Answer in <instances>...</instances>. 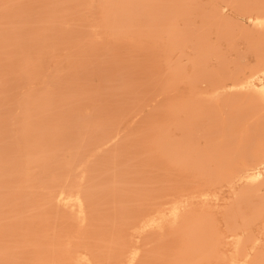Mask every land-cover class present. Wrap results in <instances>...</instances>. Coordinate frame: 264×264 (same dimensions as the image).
Segmentation results:
<instances>
[{"label":"rangeland","instance_id":"rangeland-1","mask_svg":"<svg viewBox=\"0 0 264 264\" xmlns=\"http://www.w3.org/2000/svg\"><path fill=\"white\" fill-rule=\"evenodd\" d=\"M92 1H94V4ZM98 1L99 0H0V23L4 19L3 23H1L3 24V26L1 25L2 27L6 25L4 22L7 23L6 26H9L16 16L21 15L22 17V20L20 21V42L14 47L10 59L2 55L0 60V93L4 92V95L2 94V96H0L4 99V103H1L0 105V143L5 144V146L7 145L6 147L9 154L7 153V150L6 153L9 156H7L9 160L16 157V159H13L15 160L13 163H17V166H14V164L12 165V163H10L12 160L9 161L7 158H3L4 162L1 160L3 166L6 168L3 171H0V173L4 172V175H8L7 183H9L4 184V189L9 193L13 191V182L16 187L14 194L17 193V195H15V198L12 201L14 205L11 202L13 205L10 208L11 211L9 210L13 215V219L15 218L13 224H9V227H7L8 225H4L7 227L4 229L3 224L0 222V233H2L0 234V260L2 259L0 264H54L55 261L57 264H80L76 261V258L92 253V255L97 256L96 259L98 258L99 261L96 262H100V264H117L119 260H122L123 252L120 249L122 248L125 253L126 250L124 249H128L130 239L134 234L131 232V229H129L130 231L126 228V231L120 230V223L113 218H110L112 217L113 212L111 215L106 214L105 216L103 214L98 217V221H100V218L102 221L104 220V223H113L111 221V219H113L115 223V226L114 224H112V226L104 223L103 226L102 222L99 223V226L103 227H100L101 229H104L105 227L104 233L103 230L100 231V228H97L104 236L103 238L101 235L104 241H108L106 242L108 243V247L106 246L105 248H108V252L110 248L109 246H111V244H109V239L112 237H118L120 239L121 237L119 234L122 235L121 239L128 244H122V240L120 239L121 242L117 243L121 244L119 247H116L117 244L112 246L119 248L121 252L119 253V251L115 249L113 251H118V253L116 255H113L112 253L108 256V253L105 252L106 250H102L105 248L99 247L101 244L98 245L103 239L100 241L96 238V234H93V236L91 235L92 229L96 228L94 226L96 223L98 224V222L95 221L94 225V222L92 223L91 221V225L87 226V228L85 227L87 231L85 232V228H82L83 225L80 227L72 210L69 207L64 206L58 200V190L56 189H76L81 183L80 178L82 175L81 171L84 169L83 167L87 166L89 170L93 169V167L92 169L90 168L92 166L90 159L94 158L93 154L97 155L95 158L101 157L102 160L101 164V161L98 159L101 165L98 164L97 166V158L91 160L96 162V167H94L95 170L98 169L97 171L101 172L100 174L99 172L97 173L98 183L95 181L97 185L94 183V189H97V187L99 188V182L101 181L99 175L100 177L101 174L104 175L102 169L105 171L113 170L116 173L138 172L139 176L142 173V176H140L141 182L143 184L145 183L147 185L146 187L151 186L150 188H147V190L145 184L142 186V188L145 187V192L150 190V193L144 192V198L147 203L150 201L153 205L154 203L157 204L156 201L153 202L155 199H159L157 202L159 201L160 203L157 205H164L170 196H176L178 194H175L176 191L179 190V195H181L185 192H190L195 183V186H200L199 190L203 195H200V197L195 200L189 195H186L187 197L183 198L186 202L191 201L192 204L194 203L193 206H195L196 210L202 213V215L200 214V217L204 214L202 219L199 217L200 220L198 218H194L193 220L191 217L196 216L190 214V219L193 221L188 219L190 221L188 231H183L184 234L190 231V234L187 235H191V231L196 230L198 232H196L198 238L193 234V231L192 234L195 235L196 238H192L195 239V241H192L190 237L188 242L191 244L192 242L201 243L200 250L203 249L200 254H197L196 251H194L192 257L188 258L187 264H264V0H125V5L123 7H117L113 3L111 4L114 0H103L101 1L103 2V7L101 8L99 6V9L96 7V5H100V1ZM97 2L98 4L95 5ZM75 6L77 7L75 8ZM87 8H89L90 11L88 14H85L87 13ZM96 8L99 10L98 13L103 12V16L101 15L102 18L96 17L98 15L96 13L98 10L95 12ZM7 11H9V13L11 12L10 19H12H9L8 22L7 18L9 17L7 16H9V14ZM72 13L75 17H77L76 15L80 16L82 14L88 15L89 19L82 23L75 24L74 20H71L74 18ZM98 16H100V14ZM62 18L70 19V24L67 26V29L68 27L72 28L66 30L67 34L63 32V27L60 23ZM125 18L127 19L126 22H124ZM147 19L148 21L144 22ZM99 20L101 22H99ZM103 21H105L104 23L106 24L102 23ZM97 24H100L101 26L102 24L103 26L106 25L107 29L103 31L101 26H96ZM44 25L49 29L48 32H53L51 34L52 40L50 39L42 47H39V32L43 31ZM2 27L0 29H2ZM111 27H117L121 30L126 29V31L122 30L124 35L117 38V40H114L110 30ZM173 32H175L176 35L175 42H173ZM96 33L99 35V38L96 41L97 43L92 40ZM113 41H116L117 43L114 42L113 45ZM104 45L105 48L108 46V51L106 50L107 48L105 49L103 47ZM90 46H94L93 49H91ZM111 46H113L112 49H110ZM80 47L81 50L78 49ZM76 49L80 50V52H76ZM90 49L91 51L96 49L95 52L92 53V56H90L91 54H88ZM114 49L116 53L121 52V54H114ZM105 50L107 52H105ZM111 51L113 54L110 53L111 55H109V52ZM75 53L78 55L80 53V58L77 55V58L80 60L79 63L78 60L75 59ZM116 55L119 58L116 57ZM85 56L88 58H85ZM107 60L108 63L106 64H108V68L102 70L100 66H104L103 64ZM88 61L91 64L88 63ZM106 64L105 66H107ZM35 66L37 67V70H35ZM72 66L75 75L72 74ZM126 67H128V71L126 70L127 72L125 73ZM173 70L178 71V83L169 80L170 73L174 72ZM101 71L102 73H109L108 75L110 77H114L112 79L107 77V79L104 76L106 75L105 73L102 76L104 79L106 78L107 81L110 80L109 82L111 85L106 80H101L103 79L101 78ZM123 72L125 73V76H123ZM119 73L122 74V79L118 81L115 79V75ZM33 75H35L34 78ZM87 77H89L90 80L87 79ZM50 79L52 82L49 81ZM75 80L76 82L79 81V86L81 84L83 87L81 88L83 89L82 92L81 90L78 91L79 96L82 95V101L80 97L74 99L71 95L69 96V99L64 98L65 92L63 88L66 85L80 89L81 86L78 87V84H76L77 86L70 85V82ZM101 81H103L102 83L104 85L106 84L105 86H112L113 89L107 87L109 89L107 90H113L110 91L113 94H110L106 90V87L101 85ZM107 83H109L110 86ZM168 83L170 85L169 88H167ZM47 85L50 89L54 88V95L50 96L49 101L50 108L52 107L51 109L54 111L55 117L59 116L58 111L61 108L67 106V110L69 109L72 113H76L77 109L78 115L77 113L76 115L78 117H80L79 114L82 113L81 119L83 120L89 115L94 114L97 107L98 109L100 108V111L102 108L99 107L100 104L106 103V106L108 102L113 100L108 98H115L116 96L114 95L117 93L119 95L117 96L118 99L115 98L118 101L115 100L116 102L114 103L113 100L112 102L114 104H109L107 107L109 109L107 111L102 104L104 107L103 109L105 110L102 109L103 111H100V115H104L101 116L102 118L99 116V113H97L100 118L98 120L101 122L99 127H103L106 122L107 124H110L109 126L105 125L106 129L102 128L105 130L100 128L98 133L100 132L102 134L103 131L106 132V130H108V135L110 129L107 127H111V130L114 127H120V129L123 130H121L122 132L117 136L119 138L117 139V137L112 136L104 140L106 136V133L104 132L105 136L104 134L102 136L99 133L101 136L100 140L99 134H97L98 138L96 136V138L94 137L90 139L89 142L92 143V150H82L77 157L73 159V164L68 172H71V174L73 173L72 176L75 174V176L72 177L71 174L68 173L69 179L66 182L63 180L52 181L49 175H45L44 173H47L45 172V169L48 165L45 164L44 166L43 163L34 164L30 162L27 150L26 148L24 149L25 142L22 138L20 139V137L15 138V134H18L16 133L18 131H16V128L19 125L18 128L20 129L24 112L29 105L32 104L31 102H33L31 100L27 102L26 99L24 100L23 98L32 93H44L47 89L45 86ZM52 85L55 86L53 87ZM124 85L127 88H125ZM100 86L108 93L103 91V88ZM4 87L8 88L6 89ZM120 92L122 96H124L123 100L122 98H119ZM106 94H108L109 97ZM23 95H25V97H23ZM97 95H100V97H97ZM104 95L108 97L107 99L110 101L107 100L106 102ZM70 99L72 100L70 101ZM0 100L3 102L2 98H0ZM20 100H24V102L20 103ZM66 101L68 102L66 103ZM69 101L71 102V106L68 104ZM78 101L79 104H76ZM63 102L67 105L65 103L62 104ZM91 102H93V104ZM21 104H24V106ZM20 105L23 107V110ZM7 106H9V108ZM14 106H16V108ZM79 106L81 107V109H79L81 112L78 111V108H80ZM164 106H166L165 108L168 109V111L162 108ZM18 108L22 112H18ZM162 109L166 111H164L166 114H162ZM119 110H123V113L120 111L123 115ZM7 112H9V114ZM103 112L107 115L111 114L110 117L116 113L117 117L113 115L114 119H111L114 121L111 120L109 122L108 120L110 119L106 115V121ZM153 112H155V115L152 114ZM19 113H22V116ZM11 115L12 119L10 118ZM18 116L19 119L21 117V120L18 119ZM118 118L120 119V123H118L120 125L117 124V122H119ZM16 122H18V125H16ZM111 122H115V125L112 123L111 126ZM148 125L150 128L147 127ZM152 125L154 127L156 126V129L159 128L157 131L160 132H155V128H151ZM3 127L9 129L7 132L9 131L8 133L10 135L7 132H1ZM138 127L141 129L144 128L142 130L146 133L142 130L141 132L138 130L140 133L138 131L134 132V128L139 129ZM2 133H7L8 136L5 134V136L9 138H7L8 141L5 139L7 143L5 140H2L5 138V136L1 138V135H3ZM121 133H123L124 138H121L123 137ZM151 133L155 137L153 138L155 144H161V147L169 149L170 153L163 155V158L159 155L162 153L164 154V149H159L160 147L157 148L153 146L154 143H152V141L150 142L149 139L151 138ZM143 134L148 135L144 136ZM17 136H19V134ZM131 136L134 137L132 138ZM126 137L127 139H125ZM18 138L24 142V150L21 149L23 142H19L18 140L20 144L22 143L21 145L19 143L13 144V142L17 143ZM121 139L128 140V142L126 141V144L130 146L138 145L140 147V145L144 143L149 148V151H147V147V150H144V148L137 149L140 150L139 152L137 151L138 154L136 153L139 157H136V155L134 156V150L129 151L128 155H131L132 159H143V162H138L136 160L138 164H135L136 161L132 160L137 166H134V164L131 163L132 161L127 163L128 165L126 164L127 166H125L128 171L127 169L125 170V168H121L124 166V162L126 160L128 161L130 158L129 156V158L127 157L126 152H128V150L125 147L122 150V153H126V156L122 154L123 157H126L123 159L125 161L122 160L123 163H120L121 160L119 159V156L122 157V155L116 157L119 161L114 159V161L116 160V163L117 161L119 162L117 163L118 165H116L117 167L119 166L118 168L116 167L117 169H120L119 171H116V168L114 167L116 163L111 160L112 153H110V151L112 152L113 149H110L114 148L118 143L121 144V142H123ZM11 143L13 144V149H11ZM15 145L16 149H18V146L19 148L21 146L18 150V156L20 153L18 159L16 156L17 153H15L17 151H15L16 149L14 150ZM168 149H165L164 151L167 152ZM11 151H15L13 152L15 155L11 153ZM86 152H88V154H86ZM141 152L145 153L143 154ZM146 152L148 155H145L147 154ZM151 152H155V155ZM185 152L190 154L189 159L194 161V170L192 173L190 171L193 168H188V165H185L189 159L187 161H179L178 164L175 161L177 153ZM12 154L14 155L13 157ZM142 154L145 155V157H142ZM82 155L90 156V158L86 156L87 163L85 160H82L85 159L82 158ZM98 155L101 156L99 157ZM91 156L93 157L91 158ZM108 156L110 160L113 161L112 163ZM77 158L79 159V163H77ZM6 159L8 161L5 162ZM106 159L107 161L109 160V166H106ZM88 160L91 166L89 165ZM189 161L187 163L190 164ZM29 162L31 163L30 165H28ZM9 163L12 167L9 166ZM27 165L28 167L32 165V169L31 167L27 168ZM111 165H113V168H109ZM164 165L168 167L167 170ZM167 165H170L171 167ZM199 165H206L207 169L195 177V169ZM175 166L176 168H181H178L179 171L184 170L186 167L188 169V174H182L184 178L180 179L181 172L179 173V171L175 169ZM133 167L135 170H133ZM169 168L171 169L169 170ZM38 169L42 171H39ZM7 170L11 175L6 173L8 172ZM27 170H29L30 175H28V173L26 174ZM97 171H94V173ZM176 171L180 174L179 177L178 174H176ZM41 172L43 173L41 174ZM34 174V179L36 176L37 178H41H36L35 181L33 179ZM40 174L42 176H40ZM23 175L27 176H24L23 178ZM88 175L91 176V173L88 172ZM167 175L170 176V180L167 179ZM1 176L0 179L2 178ZM173 176L175 180L172 179ZM16 177L17 179H15ZM25 177H28V181ZM42 177L44 178L43 181L41 180L43 179ZM46 177L47 180L50 179L51 182L47 181ZM11 178L13 179L12 182H10ZM31 178L34 180L33 182H31ZM115 179H117L116 176ZM176 180L178 183H176ZM180 180L181 182L184 181V184H180L182 188L178 189L177 186H179L178 184L180 183ZM166 181L170 182L166 183ZM107 182L109 183L110 181ZM152 183L154 188L156 187V189H158L159 187L160 189L161 187L164 190L162 191V189H160V193L154 189L155 192ZM48 184L49 187H47ZM167 184H172L174 187L168 188ZM134 185L138 186L135 183ZM132 187L133 184L131 183L126 186V188ZM164 187H167L166 191L169 189L173 191H168L170 192V194L168 193V198ZM37 189H40V192ZM151 189L153 191H151ZM16 190H18V192H16ZM37 191L40 193L37 197L42 194L40 200H43V202H38L40 200L37 201ZM163 192L165 193V196L163 195L165 199H163L164 197L161 195ZM155 193H157V195L160 194L158 198L154 199L151 196H157ZM18 194H22L21 200L18 199L20 197ZM34 195V199H36L35 201L32 200ZM16 196H18V198ZM45 196L50 198L47 199ZM43 197L44 199H42ZM150 197L154 200H149ZM107 198L99 197L97 199L98 201L95 200L96 202L94 203V206L98 208L95 209L91 220H95V217L100 214V207L103 208L107 203L109 209H111V207L112 209L114 208L112 200ZM30 200L34 201L32 203L36 212L33 210V206L31 207V204H27L31 202ZM164 200L166 201L164 202ZM4 203L0 199L1 212L2 209L4 210ZM39 203H43L42 205H44L41 209ZM116 204L119 205L118 203ZM147 205L150 206V203ZM153 207L154 206H150V208ZM24 208L30 209L32 215L22 214ZM143 208L144 210L146 209L145 211H147V208L149 210V207H146V205ZM103 209L105 210V208ZM103 209H101L102 213L104 211ZM109 209L107 211H109ZM1 212L0 214H2ZM38 212L39 214H37ZM102 216L107 217L108 221ZM75 220L78 224H75ZM31 222L35 224L33 225ZM50 222L51 224L48 225ZM39 224H42L43 228L41 225L39 226ZM186 224L187 222L184 226ZM90 226H93L94 228ZM49 227L50 231L48 230ZM37 229H43L42 231L44 232L40 231L43 234L36 231ZM52 229L53 231H56L54 234ZM58 229L60 235L56 237ZM108 229L110 230L108 231ZM184 229L185 228H182V230ZM124 231L130 233V235L127 233V237H130L129 240L126 237L128 240H126L127 242L124 240L126 233H122ZM12 232L14 234H12ZM51 232L52 236H50ZM27 233L33 235L29 238L27 237L29 236ZM48 233L50 234L49 237ZM150 233L148 232L146 235H142V241L144 240L142 242L143 249L145 251L146 249L148 251L151 250V254L154 255L156 253L155 248L163 245L165 242L163 244L162 242L165 241V238L160 236L161 234H159L158 231L153 232L154 236L151 233L153 237ZM1 235H4L5 237H1ZM9 235H13V238H10ZM48 238L50 240H48ZM64 238H66V240ZM161 238H164L163 241ZM64 241H67V245L68 241H70V244L67 246ZM241 242L242 244L239 245ZM133 243H140V239L134 237ZM55 244L58 249L53 247ZM102 244L105 245V242H102ZM123 245L127 247H124ZM37 246L41 251L36 249ZM40 246L41 249L39 248ZM33 251L36 254H34ZM186 254H189L188 251ZM203 257L204 261L202 262ZM167 260L168 261L165 260L166 263L171 262V260L174 259L169 260L168 258Z\"/></svg>","mask_w":264,"mask_h":264},{"label":"bare ground","instance_id":"bare-ground-1","mask_svg":"<svg viewBox=\"0 0 264 264\" xmlns=\"http://www.w3.org/2000/svg\"><path fill=\"white\" fill-rule=\"evenodd\" d=\"M86 1V0H85ZM100 2L101 1H103V0H99ZM98 1V2H99ZM158 1V0H157ZM166 1V0H165ZM22 2V1H21ZM94 1H92V3H93ZM96 2V1H95ZM98 2L97 3H95V5L96 4H98ZM99 2V4L100 5H96V7L98 8L99 6L102 8L103 7V2H101L100 3ZM43 3V2H42ZM91 3V2H90ZM114 4L115 6H117V7H123L124 5H125V0H121V1H117V0H114V2H111V4ZM35 4V3H34ZM70 4V3H69ZM94 4V3H93ZM102 4V5H101ZM110 4V5H111ZM36 5V4H35ZM46 5V4H45ZM59 5V4H58ZM87 5V4H86ZM48 6V5H47ZM4 7V6H3ZM73 7V6H72ZM77 6H75V8H76ZM94 7V6H93ZM95 8V7H94ZM95 9V12H96V10H98V9ZM126 8V7H125ZM17 9V8H16ZM34 10V9H33ZM50 10V9H49ZM92 10H93V8H92ZM121 10V9H120ZM123 10V9H122ZM23 11V10H22ZM86 11H87V13H85V14H88L89 13V11H90V9L89 8H87L86 9ZM102 11H103V9H102ZM114 11H116V10H114ZM8 12V14H9V16H7V17H9V18H7V22L9 21V19H10V13H9V11H7ZM99 12V10L96 12L98 15L100 14V16H96L97 18H99V17H101V15L103 16V12L102 13H98ZM100 12H101V10H100ZM132 12V11H131ZM29 13V12H28ZM74 13V12H73ZM72 13V14H73ZM115 13V12H114ZM120 13V12H119ZM7 14V15H8ZM76 14V13H75ZM85 14H82V15H76L77 17H75V15L73 16L74 18H72L71 20H74V22H75V24L76 23H82V22H84L85 20H88L89 19V16L88 15H85ZM127 14V13H126ZM134 14V13H133ZM64 15V14H63ZM118 15V14H117ZM137 15V14H136ZM119 16V15H118ZM124 16V15H123ZM127 17H128V15H127ZM134 17V16H133ZM102 18V17H101ZM116 18H118V17H116ZM146 19V18H145ZM149 19V18H148ZM148 19L147 20H145L144 22H147L148 21ZM10 20H12V19H10ZM22 20V17H21V15H19V16H16V18L14 19V21L9 25V26H6L7 25V23L6 22H4L6 25L4 26V27H2L3 26V24H1V23H3V21H4V19L1 21V23H0V26L2 27V29H0V60H1V56L2 55H4L5 57H7L8 59H10L11 57H12V53H13V49H14V47L20 42V40H21V30H20V27H21V23H20V21ZM103 20H104V18H103ZM116 20V19H115ZM118 20V19H117ZM121 20V19H120ZM134 20V19H133ZM127 21V19L125 18L124 19V22H126ZM99 22H101L100 20H99ZM105 21H103L102 23H104ZM60 23H61V25H62V27H63V32L64 33H66L67 31L66 30H69V28H72V27H68V29H67V26L70 24V19H64V18H62L61 20H60ZM134 23V22H133ZM72 24V23H71ZM101 24V23H100ZM100 24H97L96 26L98 27V26H101ZM104 24H106V23H104ZM135 24H137V23H135ZM57 26H58V24H57ZM105 26V27H104ZM103 26V24H102V26H101V28L103 29V31L104 30H106L107 28V26L106 25H104ZM128 26V25H127ZM0 27V28H1ZM133 27V26H132ZM59 28V27H58ZM142 28V27H141ZM24 29V28H23ZM129 29V28H128ZM48 28H46V26L44 25L43 26V31L42 32H39V35H40V39H39V47H42L46 42H48L50 39L52 40V38H51V34L53 33V32H48ZM111 33H112V35H113V37H114V40H117V38H120L122 35H124L123 34V31H126V29L124 30V29H119V28H117V27H111ZM71 31V30H70ZM91 31H93V30H91ZM134 31H136V30H134ZM69 32V31H68ZM102 32V31H101ZM93 33V32H92ZM134 33V32H133ZM138 33V32H137ZM60 34H61V32H60ZM67 34V33H66ZM62 35V34H61ZM81 35H82V33H81ZM92 35V34H91ZM173 35H174V41L173 42H175L176 41V35H175V32H173ZM124 37V36H123ZM63 38V37H62ZM80 38V37H79ZM87 38V37H86ZM90 38H92V37H90ZM98 38H99V35L96 33L95 34V37L92 39L93 40V42H95V43H97L96 41L98 40ZM103 40V39H102ZM112 42V41H111ZM114 42L115 43H117L116 41H113V45H114ZM37 43V42H36ZM78 43V42H77ZM76 43V44H77ZM80 43V42H79ZM82 43V42H81ZM25 44V43H24ZM121 44H122V42H121ZM174 44V43H173ZM27 45V44H26ZM52 45V44H51ZM82 45V44H81ZM92 45H93V43H92ZM116 45V44H115ZM165 46V45H164ZM93 47L94 46H90V48L91 49H93ZM104 48H105V45L103 46ZM108 47V46H107ZM106 47V48H107ZM114 47H116V46H114ZM27 48V47H26ZM59 48V47H58ZM57 48V49H58ZM105 48V49H106ZM113 48V46H111L110 47V49H112ZM118 48H119V46H118ZM39 49V48H38ZM40 49H42V48H40ZM78 49H80L81 50V47L80 48H78ZM91 49L89 50V53L88 54H91L90 56H92V53H94L95 52V50L94 51H91ZM123 49V48H122ZM121 49V50H122ZM31 50V49H30ZM47 50V49H46ZM77 50V49H76ZM76 50H74V51H76ZM80 50H77L76 52H80ZM107 51H108V48L106 49ZM105 50V52H107ZM121 50H117V51H121ZM48 51V50H47ZM114 51H115V49H114ZM113 54L112 53V51L111 52H109V55H111V54ZM118 54L120 53L121 54V52H117ZM116 53V51L114 52V54H117ZM76 54V53H75ZM49 55H50V51H49ZM77 55L78 54H76V56H75V59H77L78 60V63H79V59L77 58ZM94 55V54H93ZM88 56V55H87ZM52 57V56H51ZM78 57L80 58V53H79V55H78ZM116 57H118L117 55H116ZM135 57V56H134ZM134 57H133V59H134ZM43 58V57H42ZM85 58H88V57H86L85 56ZM91 58V57H90ZM119 58V57H118ZM117 58V59H118ZM126 59H127V57H126ZM125 59V60H126ZM88 60V59H87ZM7 61V60H6ZM44 61V60H43ZM61 61V60H60ZM105 61V60H104ZM104 61H103V63H104ZM119 61V60H118ZM46 62V61H45ZM102 62V61H101ZM114 62V61H113ZM88 63H90L89 61H88ZM106 63H108V60L103 64L104 66H100V68L103 70V69H105L106 70V68H108V64H106ZM60 64V63H59ZM91 64V63H90ZM89 64V65H90ZM105 64L107 65V66H105ZM43 65H45V64H43ZM62 65V64H61ZM61 65H60V67H61ZM100 65H101V63H100ZM104 67V68H103ZM35 68V70H37V67L35 66L34 67ZM127 68L128 67H126V69H125V73L128 71L127 70ZM100 69V70H101ZM71 70H72V74L73 75H75V72H74V68H73V66H72V68H71ZM127 70V71H126ZM171 71V70H170ZM174 71V70H173ZM98 72V71H97ZM101 73H102V71H101ZM104 73L105 72H103L102 74H101V78H103L102 76L104 75ZM125 73L123 72V76H125ZM91 74V73H90ZM95 74H96V72H95ZM106 75H104L106 78L108 77L109 79H112V78H114L111 74V76L112 77H110L107 73H105ZM79 75V74H78ZM97 75V74H96ZM77 76V75H76ZM170 76H172V77H170ZM170 76H169V80L170 81H176L177 83L179 82V81H177V80H179V78H178V71H174V72H171L170 73ZM35 77V75H33V78ZM51 77V76H50ZM55 77V76H54ZM90 77V76H89ZM89 77H87V79H89L90 80V78ZM101 79V80H106L107 81V79ZM125 78V77H124ZM115 79L116 80H121L122 79V74L121 73H119V74H116L115 75ZM29 80V79H28ZM48 81V80H47ZM49 81H51V79L49 80ZM87 81V80H86ZM105 81V82H106ZM110 81V80H109ZM109 81H107V82H109ZM125 81H126V79H125ZM124 81V82H125ZM132 81V80H131ZM7 82V81H6ZM52 82V81H51ZM50 82V83H51ZM53 82H54V80H53ZM78 82L79 81H77L76 82V80L75 81H72V82H70V85H76V84H78ZM103 81H101V85L103 86V87H106V90L109 88H112V86L111 87H108V86H105L103 83H102ZM16 83V82H15ZM36 83V82H35ZM46 83V82H45ZM88 83H90V82H88ZM87 83V84H88ZM110 83V82H109ZM109 83H107L108 85H109ZM52 84V83H51ZM17 85V84H16ZM15 85V86H16ZM26 85V84H25ZM37 85V84H36ZM110 85H111V83H110ZM109 85V86H110ZM126 85V84H125ZM125 85H124V87H125ZM7 86V85H6ZM14 86V88L16 89V87ZM53 87L55 86V85H52ZM52 86H51V88H52ZM77 86V85H76ZM75 86V87H76ZM80 86H81V84H80ZM79 86V84H78V87H80ZM47 89H46V88ZM44 88L46 89V91L44 92V93H42V94H37V93H32V94H28L26 97H25V95H23V97H25V98H23L24 100L26 99V101L27 102H29V100H31V101H33V102H31L32 104L31 105H29V107L27 108V110H25V112H24V114H23V118H22V122H21V126H20V129L18 128L19 127V125H18V122H16V125H18V129L16 128V131L18 130H20L19 132L17 131H15L16 133H18L19 134V136H17L16 134H15V138H17V137H20V139L22 138L23 139V141L25 142V146H24V142L22 141V140H20L19 138L17 139V143L16 142H13V144L15 143V144H18L19 142H23V145H21L20 143V145L22 146V148H21V146H20V148L21 149H23V146H24V149L26 148V150H27V154H28V157H29V159H30V162H32V163H34V164H40V163H43V165L45 166V164L46 165H48L47 166V168L44 170L45 172H47V173H44L45 175L47 174V175H49V177H51V180L52 181H57V180H63L64 182H66V181H68V179H69V174H71V172L69 173L68 171H69V168L71 167V165L73 164V159L75 158V157H77V155L82 151V150H87V151H91L92 150V148H91V145H92V143L91 142H89L90 141V139H92V138H96V136H97V138H98V135L97 134H99L98 133V131L100 130V128L102 129V128H105L106 126L105 125H107V126H109L110 124L108 123L107 124V116H108V118L110 119V120H108L109 122L111 121V120H113L114 118V116L113 115H115L116 117H117V114L115 113V114H113L112 115V117H110L111 116V114L110 115H107V114H105V112H103L104 114H105V120L106 121H104V122H106L105 123V125L103 126V127H99V125H100V123L101 122H99V120L98 119H100L99 118V116L101 117V116H104V115H100V111L104 108L103 106H105V104H103L102 102H103V98H104V96H103V98H102V102H100V103H102L103 104V106H102V104H100V106L99 107H102L101 108V110L99 111V109H98V107L96 108V111H95V113L94 114H92V115H89L87 118H85V119H81V114L82 113H80L81 111L79 110V109H81V107L80 108H78V107H76V108H78V111H80L79 113V115H80V117H78L77 115H78V112H77V109H76V113H77V115H76V113H72L69 109V111L67 110V106H64V105H62V104H64L65 102H63L61 105L62 106H64L63 108H61L59 111H58V113H59V116L58 117H55V113H54V111L50 108V101H49V98H50V96H53L54 95V88L53 89H50L49 87H48V85L47 86H45ZM101 87V86H100ZM103 87H101V88H103ZM108 87V88H107ZM170 87V85H169V83H168V85H167V88H169ZM4 88H8V87H4ZM43 88V89H44ZM81 88H83L82 86L80 87V89H77V88H74V87H71V86H65L64 88H63V90H64V92H65V94H64V98H70L69 96L71 95L74 99H76V98H78V97H80L81 98V96H79V92L78 91H80L81 90V92L83 91V89H81ZM87 88H88V85H87ZM125 88H127V87H125ZM5 89V90H6ZM92 89H94V88H92ZM91 89V90H92ZM108 89V90H109ZM113 89V88H112ZM18 90V89H17ZM16 90V91H17ZM100 90V89H99ZM103 91H106V90H104V88L102 89ZM107 90V91H108ZM3 91V90H2ZM7 92H9L8 90H6ZM106 91V92H107ZM110 91H113V90H110ZM110 91H108L110 94H113V93H111ZM78 92V93H77ZM99 92V91H98ZM102 92V91H101ZM105 92V93H106ZM107 92V93H108ZM263 92H264V89H263ZM22 93V92H21ZM96 93H97V91H96ZM2 94L4 95V92L2 93H0V96H2ZM83 94H84V92H83ZM91 94V93H90ZM100 94V93H99ZM124 94V93H123ZM171 94V93H170ZM108 97H109V95L108 94H106ZM21 96V95H20ZM114 96H116L115 98H117L118 99V97L117 96H119L118 95V93L116 94V95H114ZM122 94H121V92H120V97L119 98H122V100L124 99L123 97L124 96H122ZM167 96H168V94H167ZM8 97V96H7ZM97 97H100V95L98 96L97 95ZM108 97H106L105 96V100H106V102H107V100L108 99H110V100H114V103L116 102V101H118L117 99H115L114 97L113 98H108ZM0 98H2V100H3V102L0 100V105H1V103L3 104L4 103V99H3V97H0ZM63 98V97H62ZM89 98V97H88ZM108 98V99H107ZM22 99V98H21ZM68 99H65V100H68ZM90 99V98H89ZM24 100H20V103L21 102H24ZM72 99H70V101H71ZM83 100H85V99H83ZM104 100V101H105ZM110 100H108V101H110ZM112 100V101H113ZM116 100V101H115ZM25 101V102H26ZM69 101V103L68 104H70L71 102ZM81 101H82V98H81ZM80 101V102H81ZM92 101V100H91ZM112 101H110V102H108V104L105 106V110L107 111L109 108H107L108 107V105L109 104H111L112 103V105L114 104ZM121 101V100H120ZM12 102V101H11ZM52 102V101H51ZM68 101H66V103H67ZM65 103V104H66ZM76 103V102H75ZM92 104H93V102H91ZM118 103V102H117ZM74 104V103H73ZM76 104H79V101L76 103ZM82 104V103H81ZM80 104V105H81ZM83 104H84V102H83ZM8 105V104H7ZM12 105H13V103H12ZM22 106H24V104H21ZM20 105V106H21ZM25 105H26V103H25ZM52 105V104H51ZM67 105V104H66ZM21 106V108H22V110H23V107ZM61 106V107H62ZM69 106V105H68ZM70 106H71V104H70ZM73 106H75V105H73ZM72 106V107H73ZM169 106V105H168ZM2 107V106H1ZM8 108H9V106H7ZM6 107V108H7ZM15 108H16V106H14ZM72 107H69V108H72ZM92 107V106H91ZM90 107V108H91ZM166 106H164V107H162V108H164L165 110H167L168 111V109H166L165 108ZM170 107V106H169ZM20 108V109H21ZM75 108V107H74ZM107 108V109H106ZM1 109V108H0ZM161 109V108H160ZM10 110V109H9ZM18 110H19V108H18ZM104 110V109H103ZM102 110V111H103ZM104 110V111H105ZM165 110H163L162 109V111H163V113L162 114H166L165 112ZM120 111H122V113H123V110H119V112ZM165 111V112H164ZM10 112V111H9ZM9 112H7L8 114H9ZM17 112V111H16ZM18 112H22V111H18ZM11 113V112H10ZM97 113H99V116L97 115ZM121 113V112H120ZM121 113V114H122ZM125 113V112H124ZM160 113H161V111H160ZM18 114V113H17ZM19 114H21V116H22V113H19ZM152 114H154L155 115V112H153ZM107 115V116H106ZM123 115V114H122ZM34 116V117H33ZM119 117V116H118ZM153 117V116H152ZM155 117V116H154ZM10 118L12 119V115L10 116ZM102 118V117H101ZM111 118H113V119H111ZM11 119H10V122H11ZM18 119H19V116H18ZM17 120V119H16ZM19 120H21V117H20V119ZM80 120V121H79ZM81 120H82V122H81ZM118 120H119V122H117V124L118 123H120V119L118 118ZM122 120V119H121ZM114 121V120H113ZM117 121V120H116ZM115 121V122H116ZM115 122H111V126H112V123L114 124ZM9 124V123H8ZM20 124V123H19ZM104 124V123H103ZM4 125V124H3ZM102 125V124H101ZM115 125V124H114ZM113 125V126H114ZM118 125H120V124H118ZM150 125V124H149ZM147 126V127H149L150 128V126ZM153 126V125H152ZM151 126V128H155L154 126L152 127ZM5 127V126H4ZM2 128L3 130H5V131H3L2 129V131L1 132H7V130H9V129H7V128ZM11 127V126H10ZM145 127V126H144ZM1 128V127H0ZM108 129H110V131H112V132H110L109 131V133H108V135H107V132H108V130H106V132L105 131H103V133L101 134L102 136H103V134H104V136H105V133H106V136H105V139L104 140H106V139H108L109 137H112V136H115V137H117V136H119V134H120V132H122L121 130H123V129H120V127H114L112 130H111V127L109 128V127H107ZM139 129H137V128H134L135 130H134V132H136V131H140L141 132V130L142 129H144V128H140V127H138ZM158 128V127H157ZM106 129V128H105ZM105 129H102V130H105ZM137 129V130H136ZM159 129V128H158ZM158 129H156L155 128V132H160V131H157ZM154 130V129H153ZM10 131H11V129H10ZM128 131V130H127ZM138 131V132H139ZM143 132H144V130H142ZM9 132V131H8ZM7 132V133H8ZM105 132V133H104ZM133 132V131H132ZM137 132V133H138ZM139 132V133H140ZM2 133V134H3ZM7 133H5L6 134V136H8L7 135ZM128 133V132H127ZM144 133H146V132H144ZM153 133V132H152ZM151 133V138H149L150 139V142L152 141V143H154L153 141H154V139L153 138H155L154 136H153V134ZM5 134H3V135H1L2 137L1 138H3L4 136H5ZM9 134V133H8ZM100 134H99V136H100ZM135 134V133H134ZM10 135V134H9ZM121 135H123V133H121ZM132 135V134H131ZM144 136H146V135H148V134H143ZM157 135V134H156ZM5 136V138H3L2 140H7V138L8 137H6ZM127 137H129V136H127ZM127 137L125 138V139H127ZM132 138L134 137V136H131ZM119 137H117V139H118ZM121 138H124V135H123V137H121ZM9 139V138H8ZM101 139V136H100V138H99V140ZM103 139V138H102ZM152 139V140H151ZM6 140H5V142H6ZM18 140H19V142H18ZM98 140V141H99ZM120 140V139H119ZM123 140V142L125 143H123V142H121V144L120 143H118V141H117V143H118V145L116 144V146H114V148H111L110 150H112V152L110 151V153H112V155H111V157H112V159L111 160H113L114 161V159H117L116 157H118L119 155H125L126 156V153H127V157L129 158L128 159V161L126 162L125 160H123L124 158H126L125 156L123 157V155H122V157L121 156H119L120 158V160H121V164L123 163V161H125L124 162V166H122L121 168H125V170L127 169V163H130L132 160L134 161L135 159H132V157H131V155H128V153H129V151H132V150H134L133 151V153H134V156L136 155V153H137V151L139 152L140 150H137V149H140V148H144V150H147L146 149V147L148 148V146L146 145V144H144V146H143V144L142 145H140V147L137 145V146H130V145H127L126 144V141L128 142V140H124V139H121V141ZM8 141V140H7ZM10 141V140H9ZM157 141V140H156ZM155 141V142H156ZM131 142V141H130ZM7 143V142H6ZM10 143V142H9ZM123 143V144H122ZM157 143H158V141H157ZM174 143V142H173ZM12 144V143H11ZM13 144H12V146H11V149H13L12 147H13ZM124 145H127V146H124ZM7 146V145H6ZM5 146V144H2V143H0V171H3L6 167L5 166H3V163H2V161H3V158L5 159V158H7L8 160H9V156L7 155V153H8V150H7V147ZM153 146L154 147H160L159 149H162L163 147H161L162 145L161 144H153ZM164 146V145H163ZM9 147V146H8ZM124 147L128 150V152H126V153H122V150L124 149ZM1 148H6V149H1ZM19 148V146H18V149H16V145H15V148H14V150L15 151H17V152H15V151H11V153H13V152H15V153H17V159L20 157V153H19V156H18V150L20 149ZM23 149V150H24ZM164 150L166 149H168V148H163ZM6 150H7V153H6ZM109 150V149H108ZM163 150V152H164V154L162 153V152H160V153H162V154H160L159 155V153H158V155L161 157V158H163L162 156L163 155H165L166 153L167 154H169L170 152H169V149H168V151L167 152H165ZM147 151H149V148H148V150ZM162 151V150H161ZM84 152V151H83ZM105 152H108V151H105ZM121 152V153H120ZM141 153H143V152H141ZM145 153V152H144ZM143 153V154H144ZM147 153V152H146ZM152 153V152H151ZM9 154V153H8ZM14 154V153H13ZM12 154V157L15 155H13ZM86 154H88V152H86ZM98 154V153H97ZM104 154H106V153H104ZM138 154V153H137ZM142 154V157H145V155H148V153L147 154H145V155H143ZM152 154H154L155 155V152L154 153H152ZM64 155V156H63ZM109 155V154H108ZM153 155V156H154ZM6 156V157H5ZM8 156V157H7ZM83 156V155H82ZM86 156H88V155H85V156H83L82 158H85V159H82V160H85L86 161V163H87V157ZM94 156V158H92ZM93 156H91V158L92 159H96L95 158V156H97V155H94L93 154ZM99 157L101 156V155H98ZM133 156V155H132ZM152 156V157H153ZM168 156V155H167ZM176 158H175V161L177 162V164H178V162L179 161H184V160H188L189 159V157H190V154H188L187 152H185V153H177L176 154ZM11 157V158H12ZM89 158H90V156H88ZM136 157H139V155L137 156L136 155ZM151 157V158H152ZM154 157H156V156H154ZM10 158V159H11ZM108 158H109V156H108ZM107 158V159H108ZM135 158V157H134ZM146 158H147V156H146ZM158 158V157H157ZM160 158V159H161ZM5 160V162L6 161H8V160ZM13 159H16V157H13L11 160H12V162H10V163H12V165L14 164L13 163V161H15V160H13ZM92 159H90V163H91V165H90V163H89V160H88V163H89V165L91 166L90 168L92 169V167H93V169L92 170H94V171H97V170H95V168L94 167H96L98 164L99 165H101L102 164V160H101V157L100 158H97L96 159V162H97V164H96V166H95V161L93 160V161H91ZM101 161V164H100V162H99V160ZM107 159H106V166L108 165V163H109V160H110V158H109V160L107 161ZM138 158H136V160H137ZM159 159V158H158ZM157 159V160H158ZM2 160V161H1ZM11 160H9V161H11ZM77 160H78V162L77 163H79V159L77 158ZM76 160V161H77ZM110 160V162L112 163L113 161H111ZM118 160V159H117ZM123 160V161H122ZM135 160V161H136ZM190 160V161H189ZM188 161L190 162V164L189 163H187L186 162V166L188 165V168H193L190 172L192 173L193 172V170H194V167H193V162L194 161H191V159H189ZM116 161V160H115ZM114 161V163H116ZM119 161V160H118ZM117 161V163H119ZM131 162L132 164H134V162ZM138 162H140V161H142L143 162V159L142 160H137ZM137 161H136V163L135 164H138L137 163ZM4 162V161H3ZM16 162H17V160H16ZM29 162V164L28 165H30L31 163ZM9 163V166L10 167H12V165ZM85 163V162H84ZM93 163H94V165H93ZM115 164V168L117 167L116 165H118V164ZM180 163H182V162H180ZM33 164V166L35 167V165ZM121 164H119V165H121ZM127 164V165H126ZM134 164V166H137V165H135ZM192 164V165H191ZM17 166V163L16 164H14V166ZM28 165H27V168H30L31 167V169H32V165L30 166V167H28ZM84 165H86V164H84ZM83 165V166H84ZM109 165H110V163H109ZM108 165V166H109ZM126 165V166H125ZM130 165V164H129ZM171 165V164H170ZM170 165H167V166H169V167H171ZM181 165V164H180ZM38 166V165H37ZM83 166H81V167H83ZM113 165H111V167H109V168H113L112 167ZM179 166V165H178ZM182 166V165H181ZM33 167V168H34ZM119 167V166H118ZM117 167V168H118ZM164 167H165V169L167 170L168 169V167H166L165 165H164ZM180 167V166H179ZM179 167H177L176 168V166H175V169L176 170H178V168ZM15 168V167H14ZM84 169H83V171H81L82 172V175H81V178H80V181H81V183L76 187V189H74V190H67V189H65V188H60V190L59 189H56V190H58V193H57V195H58V200H59V202H61L64 206H67V207H69L71 210H72V212L75 214V218H76V220H77V222L79 223V225H80V227L82 226V228L84 227H86L87 228V226H89V225H91V221H92V223L95 225V221H97L98 222V224L96 223V225L94 226L93 224V226L94 227H96V228H94L93 226H90V227H93L94 229H92V236H93V234H96L95 236H96V238H98L100 241H102V239L104 238V236L102 235V233L100 232L101 230H103V233H104V230H105V227H104V229H101V228H103V227H101V226H99V223L100 222H102V224L104 223L100 218H99V220L100 221H98V217H100V215H105L106 216V214H110L111 215V213L113 212V214H112V217H110V218H113L114 220H116V221H118V223H120V225L121 226H119L120 227V230L122 231V230H125L126 231V229H131V232H133V237L130 239V244H129V246H128V249H124V250H126L125 251V253H124V251L122 250V248L120 249L122 252H123V257H122V260H119V262L117 263V264H187L188 263V258H190V257H192V254H193V252L194 251H196V253L197 254H200V253H202V251H203V249L202 250H200V247H201V243H197V242H192V241H195V239H193L194 237H195V235H196V237L198 238V236H197V231L196 230H193V229H191V230H193L194 231V233L193 234H195V235H193L192 234V232L193 231H191V235H193V236H191V235H187V234H190L189 232L188 233H185L184 234V232H187L188 231V227L190 226V221L188 220V219H190V214H193V215H195L196 217H194V216H192L191 218H193V220H194V218L195 219H199V217H200V214L202 215V213L201 212H198L197 210H196V208H195V206H193V204H192V202L191 201H189V202H186V201H184L183 200V198L184 197H187L186 195H189V196H191V198L192 199H197L198 197H200V195H203V193L202 192H200V190H199V188H200V186H195L196 185V183H195V185L192 187V189H191V191L190 192H188V193H184V194H181V195H179L180 194V192H178V191H176V193H175V191H174V193L175 194H177V195H179V196H170L169 197V194H170V192H168V191H166L167 189V187L168 188H172V187H174V185L172 186V184H167V187L165 188V193L167 194V201L166 200H164V202H165V204L164 205H157V204H159L160 202L158 201L157 202V200H159V199H155V198H158V196H159V194L161 193V191H160V189H162L161 187H160V189H159V187H158V189H156V187L154 188V186H153V183H152V186H153V190L155 189L156 191H158V192H160L158 195H157V193H155L157 196H151V197H153L152 199L154 200H152L151 199V197H150V199L149 200H152L153 202H155L156 201V203L157 204H155L154 203V205L153 204H151V202L149 201L148 203H150V206H154L153 208H150V206H148L147 204V202H146V200H145V198H144V194L145 193H147V192H149L150 193V190L149 191H146L145 192V187L147 186L145 183V187H143L144 188V190H143V188H142V186H144V184L141 182V178H140V176H142V173L140 174V176L138 175V172H136V173H134V172H127L128 171V169H127V171H125V172H127V173H119V172H114L113 170H109V171H105V170H103L102 169V172L104 171V175H102L101 174V177H100V175H99V178L101 179V181H100V179H99V188L97 187V189H94L95 188V184H96V182L95 181H97V183H98V175H97V173L99 172V171H97L96 173H94V171H92V170H89L88 168H87V166L86 167H83ZM101 168V167H100ZM108 168V169H109ZM116 168V171H119L120 169H117ZM134 168V167H133ZM184 168V167H183ZM182 168V169H183ZM30 169V170H31ZM164 169V168H163ZM162 169V171L164 172V170ZM171 168H169V170H170ZM179 169H181V168H179ZM185 169H186V172H187V168L185 167ZM185 169L184 170H178L179 171V173L181 172V176H180V174H178V172L176 173V174H178V177L180 176L181 178L180 179H182V178H184L183 176H182V174H188V172L186 173L185 172ZM207 169V167H206V165H204V166H198V167H196V169H195V177L197 176V175H199V174H201V173H203V171L204 170H206ZM39 171H42V170H40V169H38ZM76 170V169H75ZM133 170H135V168L133 169ZM173 170V169H172ZM8 171V170H7ZM123 171V170H122ZM72 172H74V171H72ZM88 172L89 173H91V176L90 175H88ZM169 172V171H168ZM189 172V173H190ZM2 173V174H1ZM0 173V176L2 177L1 179H0V199L2 200V202L4 203H6V205H5V203L3 204V208H4V210L2 209V214H0L1 216H0V222L3 224V226L4 225H8L7 227H9V224H13V222H14V220H15V218L13 219V215H12V213H10L9 212V210L11 211V206H13L14 205V203L12 202L13 200H14V198H15V195H17V193L16 194H14V192H15V183H13L12 181H13V179L12 178H14V177H12L11 178V180H10V182H12V190L13 191H11L10 193L6 190V189H4V184H6L8 181V175L6 176V175H4V172H1ZM6 173H9V171L8 172H6ZM28 173V175H30L29 174V170H27V172H26V174ZM36 173H38V172H36ZM43 172H41V174H42ZM69 173V174H68ZM76 173V172H75ZM101 172H99V174H100ZM140 173V172H139ZM166 173V172H165ZM10 174V173H9ZM13 174V173H12ZM40 174V176H42ZM73 174V173H72ZM72 174H71V176H72ZM169 174V173H168ZM11 175V174H10ZM172 175H174V174H172ZM6 176V177H5ZM24 176H27V175H23L22 177L24 178ZM70 176V177H71ZM75 176V174L72 176V177H74ZM78 176V175H77ZM115 176L117 177V179H115ZM168 176V175H167ZM166 176V177H167ZM175 176V175H174ZM174 176H173V178L172 179H174ZM22 177H21V179H22ZM31 177V176H30ZM34 177H35V174H34V176H33V179H34ZM43 177H44V175H43ZM42 177V178H43ZM103 177V178H102ZM169 177L170 176H168L167 177V179H169ZM26 178V177H25ZM28 178V177H27ZM27 178H26V180H27ZM36 178H37V176H36ZM35 178V179H36ZM39 178H41V177H39ZM39 178H37V179H39ZM15 179H17V177L15 178ZM32 179V178H31ZM31 180V182H33L34 180ZM42 181L44 180V178L43 179H41ZM46 180H47V177H46ZM45 180V181H46ZM51 180L50 179H48L47 181H49V182H51ZM103 180V181H102ZM170 180V179H169ZM175 180V179H174ZM173 180V181H174ZM253 180V179H252ZM28 181V180H27ZM36 181V180H35ZM39 181V180H38ZM107 181H110L109 183L107 182ZM22 182H24V181H22ZM62 182V181H61ZM60 182V183H61ZM73 182V181H72ZM141 182V183H140ZM170 182V181H169ZM169 182H167L166 181V183H169ZM180 183L178 184L179 186H177V184H176V186L178 187V189L179 188H182V186L180 185V184H184V181H182L181 182V180L179 181ZM95 183V184H94ZM111 183V184H110ZM133 184V187L132 188H126V186L128 185V184ZM134 183L135 184H137L138 186H135L134 185ZM176 183H178L177 182V180H176ZM7 184H9V183H7ZM38 184V183H37ZM141 184H143V185H141ZM64 185V184H63ZM72 185V184H71ZM97 185V184H96ZM159 185V184H158ZM6 186H8V185H6ZM46 186V185H45ZM65 186V185H64ZM181 186V187H180ZM47 187H49V184L47 185ZM53 187V186H52ZM151 187V186H150ZM150 187H146V190H147V188H150ZM14 188V189H13ZM19 188V187H18ZM17 188V189H18ZM30 188V187H29ZM4 189V190H3ZM46 189V188H45ZM20 190H21V188H20ZM38 190V189H37ZM152 189H151V191H153ZM154 190V191H155ZM164 189H162V191H163ZM39 192H40V189L38 190ZM37 191V194H36V192H35V194H36V197L38 196V194H40L39 192ZM141 191H142V193H141ZM155 191V192H156ZM170 191H172V190H170ZM16 192H18V190H16ZM31 192V191H30ZM145 192V193H144ZM162 193L161 195H162V197H164L165 195V193ZM173 192V191H172ZM169 193V194H168ZM31 194V193H30ZM33 194V193H32ZM173 194V193H172ZM20 197L18 198V196H16L18 199H20L21 200V195L20 194H18ZM42 195V194H41ZM41 195H39V197H37L38 199H37V201L38 200H40V198H41ZM164 195V196H163ZM44 196V195H43ZM45 197H47V199H49L50 197H48V196H45ZM99 197H105V199L107 198V197H109V198H107V199H111L112 200V203H113V205H114V208L112 209V207H111V209H109V205H108V203H107V205H105L103 208H105V210L102 208V207H100L101 209H103L104 211H103V213H102V210L100 209V214L98 215V216H96L95 217V220L93 221V220H91L93 217V214H94V211H95V209L96 208H98V207H95L94 205V203L96 202V201H98L97 199L99 198ZM111 197V198H110ZM35 198V195H34V197L32 198V200H36V199H34ZM42 199H44V197L42 198ZM102 199V198H101ZM163 199H165V197L163 198ZM163 199H161V200H163ZM19 200V201H20ZM96 200V201H95ZM18 201V202H19ZM24 201V200H23ZM31 201V200H30ZM34 201H31L30 203H27V204H31V207L33 206V203L32 202H34ZM11 202L13 203V205L11 204ZM22 202V201H21ZM24 202H26V201H24ZM38 202H43V200H40V201H38ZM38 202H35V203H38ZM34 203V204H35ZM100 203V202H99ZM116 203H118L119 205H117ZM162 203V202H161ZM23 204V203H22ZM26 204V203H25ZM40 204V203H39ZM39 204H38V207H39ZM43 203H41L40 204V209L42 208V206H44V205H42ZM96 204H98V203H96ZM106 204V203H105ZM146 205V207H149V210H148V208H147V211H145L144 210V206ZM97 206V205H96ZM66 207V208H67ZM50 208V207H49ZM109 209V211H107ZM33 210L35 211V209H34V206H33ZM19 211H21V210H19ZM39 211V210H38ZM42 211H43V209H42ZM49 211V210H48ZM36 212V211H35ZM34 212V213H35ZM65 212V211H64ZM69 212V211H68ZM107 212H110V213H107ZM18 214V213H17ZM22 214H27V215H32V211L30 210V209H28V208H24L23 209V212H22ZM37 214H39V212L37 213ZM41 214V213H40ZM96 214V213H95ZM17 216V215H16ZM15 216V217H16ZM95 216V215H94ZM105 216H102V217H105ZM108 216V215H107ZM203 216H204V214H203ZM202 216V217H203ZM18 217H19V215H18ZM40 217H41V215H40ZM101 217V218H102ZM202 217H200V219H202ZM17 218V217H16ZM69 218V217H68ZM106 219H107V221H108V218L107 217H105ZM33 219V218H32ZM54 219V218H53ZM97 219V220H96ZM113 219H111V221L113 222V223H109V222H106V223H104V224H106V225H112V224H114V226H115V223H114V221H113ZM199 219V220H200ZM27 220H28V218H27ZM29 220H31V219H29ZM38 220H39V218H38ZM52 220V219H51ZM50 220V221H51ZM76 220H75V222H76ZM190 220H192V219H190ZM192 220V221H193ZM199 220H198V222H199ZM40 221H41V219H40ZM54 221V220H53ZM74 221V220H73ZM195 221H197V220H195ZM28 222V221H27ZM34 222V221H33ZM42 222V221H41ZM52 222V221H51ZM51 222L48 224V225H50L51 224ZM71 222V221H70ZM75 223V224H78V223ZM187 222V226L185 225L184 226V224ZM32 223V222H31ZM40 223V222H39ZM117 223V224H118ZM200 223V222H199ZM33 225L35 224V223H32ZM43 224V223H42ZM42 224H39V226L41 225L42 226ZM104 224H103V226H104ZM189 224V225H188ZM192 224V223H191ZM30 225V224H29ZM72 225V224H71ZM2 226V227H3ZM113 226V225H112ZM6 226H4V229L5 228H7ZM15 227V226H14ZM58 227H59V224H58ZM101 227V228H100ZM29 228V227H28ZM33 228V227H32ZM31 228V229H32ZM39 228V227H38ZM42 228H43V226H42ZM79 228V227H78ZM86 228H85V232H87L86 231ZM97 228H100L99 230L97 229ZM108 228V227H107ZM112 228V227H111ZM126 228V229H125ZM182 228H185L184 230H182ZM40 229H41V227H40ZM80 229V228H79ZM114 229V228H113ZM196 229V228H195ZM34 230V229H33ZM43 230V229H42ZM42 230H36V231H41V232H44V231H42ZM48 230L50 231V227L48 228ZM55 230V229H54ZM110 229H108V231H109ZM127 230V231H128ZM190 230V229H189ZM9 231V230H8ZM35 231V230H34ZM52 231H53V229H52ZM94 231V232H93ZM108 231H107V233H108ZM120 231V232H121ZM122 232L123 234L124 233H126V232ZM130 231V230H129ZM154 231H158V233L159 234H161L160 236H162V237H164L165 238V241H163V239L164 238H161V240L163 241L162 242V244L163 245H160V246H157L156 248H155V251H156V253L153 255V254H151V252L150 251H148L147 249H146V251L143 249V241H142V235H146V233H152V235L154 236V233L153 232ZM184 231V232H183ZM10 232V231H9ZM14 232V231H13ZM12 232V234H14ZM40 232V234H43V233H41ZM54 232H56V231H53V234H54ZM119 232V233H120ZM182 232H183V235H182ZM197 232V233H196ZM62 233V232H61ZM128 233V235H130V233L129 232H127ZM127 233H126V235H125V241L127 240V238H128V240H129V238L130 237H127L128 235H127ZM151 233H150V235H151ZM0 234H2V233H0ZM7 234H8V232H7ZM29 236H27V237H29L30 238V236H32L33 234H29V233H27ZM46 234V233H45ZM57 235H56V237L58 236V235H60L59 234V229L57 230V233H56ZM49 233H48V237H49ZM103 236V238H102V236ZM106 235V234H105ZM151 235V236H152ZM164 235V236H163ZM8 236V235H7ZM10 236V235H9ZM13 235H11L10 236V238L12 237ZM43 236H45V235H43ZM42 236V237H43ZM50 236H52V232H51V235ZM64 236V235H63ZM68 236V235H67ZM119 236L122 238V235H120L119 234ZM152 236V237H153ZM159 236V237H160ZM1 237H5L4 235L2 236L1 235ZM55 237V238H56ZM60 237V236H59ZM58 237V238H59ZM108 237V236H107ZM127 237V238H126ZM134 237H138L139 239H140V243H133V239H134ZM191 237V242H192V244L190 243V242H188ZM193 237V238H192ZM195 237V238H196ZM13 238V237H12ZM63 238V237H62ZM67 238V237H66ZM66 238H64L65 240H66ZM120 238V239H121ZM151 238V237H150ZM6 239V238H5ZM9 239V238H8ZM54 239V238H53ZM78 239V238H77ZM120 239L118 238V237H112L111 239H109V244H111V246H109L110 248H109V251L107 252V249L108 248H105L106 246L108 247V243H106V242H108V241H104V239H103V241L102 242H105V245H103L102 244V242H100L98 245H100L101 244V246H99V247H104L105 249H102L103 251H105V252H107L108 253V256L109 255H111L112 253H113V255H116L117 253H118V251H119V253L121 252L120 250H119V248H115V247H113L114 245H116L117 243H120L121 241H120ZM48 240H50L49 238H48ZM99 240H98V242H99ZM122 240V244H124L125 242L123 241V239H121ZM127 240V241H128ZM40 241V240H39ZM126 241V242H127ZM196 241H197V239H196ZM64 243L67 245V241H64ZM44 244V243H43ZM61 244V243H60ZM70 244V241H68V245ZM128 244V243H127ZM126 243L124 244V245H127ZM146 244V243H145ZM191 244V245H190ZM242 244V242L239 244V245H241ZM58 245V244H57ZM67 245V246H68ZM113 245V246H112ZM118 245V246H117ZM116 245V247H119V245H121V244H117ZM123 245V246H124ZM38 246H39V244H38ZM38 246H37V250H39L38 249ZM43 246V245H42ZM61 246V245H60ZM60 246H58V247H60ZM208 246H210V245H208ZM53 247H55V248H57V246H56V244L53 246ZM124 247H127V246H124ZM123 247V248H124ZM146 247V246H145ZM40 249H41V246L39 247ZM147 248V247H146ZM33 249H34V247H33ZM58 249V248H57ZM118 250L117 252H115V251H113V250ZM35 250V249H34ZM37 250H36V252H37ZM208 250V249H207ZM39 251H41V250H39ZM53 251V250H52ZM188 251V253L189 254H186V252ZM34 252V251H33ZM104 252V253H105ZM38 253V252H37ZM103 253V254H104ZM209 253V252H208ZM34 254H36L35 252H34ZM93 254V253H92ZM92 254H85V255H83V256H79V258H76V261L77 262H79L80 264L82 263H86V264H100V262H96V261H99V259L97 258L96 259V257L97 256H95V255H92ZM210 254V253H209ZM120 256H121V254H120ZM155 258H154V257ZM53 258V257H52ZM169 258V260H171V259H174V260H171V262H168V263H166V261H168L167 259ZM18 259H21V258H18ZM17 259V260H18ZM114 259V258H113ZM2 260V259H1ZM0 260V261H1ZM57 260V259H56ZM166 260V261H165ZM191 260H192V258H191ZM204 261V257L202 258V262ZM3 264V263H2ZM6 264V263H5ZM54 264H57L56 263V261L54 262Z\"/></svg>","mask_w":264,"mask_h":264}]
</instances>
